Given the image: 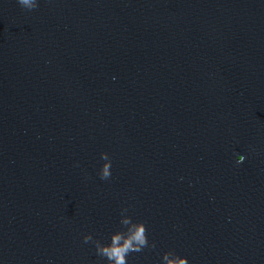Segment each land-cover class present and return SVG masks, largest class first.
<instances>
[{"label":"water","instance_id":"1","mask_svg":"<svg viewBox=\"0 0 264 264\" xmlns=\"http://www.w3.org/2000/svg\"><path fill=\"white\" fill-rule=\"evenodd\" d=\"M37 2L0 0V264H108L124 208L128 264H264V0Z\"/></svg>","mask_w":264,"mask_h":264},{"label":"clouds","instance_id":"2","mask_svg":"<svg viewBox=\"0 0 264 264\" xmlns=\"http://www.w3.org/2000/svg\"><path fill=\"white\" fill-rule=\"evenodd\" d=\"M18 3L27 10L38 7L37 0H18ZM102 159L107 161L100 172V178L106 180L111 176V160L108 153H102ZM246 157L239 155L237 163L244 162ZM127 208L121 210L122 219L120 224L124 230L116 231L112 234L110 243L104 244L100 240H94L92 234L84 236V243L93 242L96 253L102 258H106L108 264H128V256L132 253H140L145 248H155V242L149 243L147 226L144 222H136L131 216L126 215ZM163 261L166 264H189L187 257H181L174 251L164 253Z\"/></svg>","mask_w":264,"mask_h":264}]
</instances>
